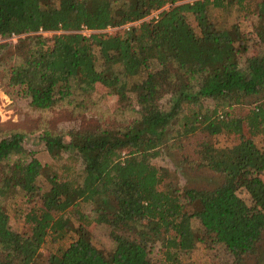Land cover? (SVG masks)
I'll return each mask as SVG.
<instances>
[{"label":"trees","instance_id":"trees-1","mask_svg":"<svg viewBox=\"0 0 264 264\" xmlns=\"http://www.w3.org/2000/svg\"><path fill=\"white\" fill-rule=\"evenodd\" d=\"M244 4L0 0V39L26 36L15 47L0 44V77L23 91L31 108L75 104L74 93H91L97 83L124 101L133 93L139 107L136 119L121 129L74 130L63 140L50 135L47 151L63 153L65 160L48 167L43 193L38 179L46 166L27 153V134L0 138V164L17 158L23 191L30 200L40 199L17 213L23 231L15 232L1 205L12 184L0 178V264H180V256L200 243L223 245L234 264L258 253L264 238V145H256L264 137V53L248 56V41L237 27L218 29L208 19L211 7L245 10ZM153 11H161L158 19L142 21ZM256 12L264 24V0ZM188 15L198 21L199 33ZM82 27L93 33L83 35ZM40 32L56 34L45 39ZM258 36L264 42V25ZM74 73L76 88L59 78ZM167 96L165 110L161 102ZM177 121L179 139L211 138L200 145L196 166L222 175L218 187L180 191L167 185L170 171L153 163ZM219 135L233 149H218L212 138ZM239 189L250 204L238 197ZM89 204L102 224L122 231L112 233L115 247L109 253L92 242V223L82 211ZM47 242L53 251L42 256Z\"/></svg>","mask_w":264,"mask_h":264},{"label":"rangeland","instance_id":"rangeland-1","mask_svg":"<svg viewBox=\"0 0 264 264\" xmlns=\"http://www.w3.org/2000/svg\"><path fill=\"white\" fill-rule=\"evenodd\" d=\"M58 2V0H55ZM262 0H245V10L239 9L233 5L229 8H209L208 19L213 22L218 29L233 30L237 27L242 37H245L248 44L247 55H257L264 53V42L261 41L258 34L264 25L258 19L256 6ZM188 20L200 32L198 21L193 15H188ZM142 21H147L143 19ZM142 21L130 23L122 27L129 30L131 27H137ZM116 29H110L107 33H112ZM45 39H52L53 32H40ZM26 36H11L0 39V44H9L15 47L21 39ZM76 73L72 76L60 79H68L73 88H76ZM145 77L129 79V85L140 83ZM141 90V89H140ZM75 104L56 106L46 111H39L31 108V99L20 92L18 87L8 86L6 81L0 77V138L7 136L12 132H22L27 134L24 140V146L30 157H36L43 166H46L43 175L38 179V186L41 193L48 190L49 185L46 177L50 173L48 167L53 164L64 163L65 154L53 156L46 149V143L51 136H58L60 140L68 136L74 130H96L102 128L121 129L132 122L138 116V106L135 101V95L129 94V100H121L115 90L108 89L101 83L95 84L93 92L86 95L74 93L72 96ZM169 97H165L161 106L168 110L170 107ZM180 126L177 121L169 129V136L161 148L160 155L152 161L154 164L167 168L170 171L167 185L183 191L184 188L195 189H213L223 183V176L206 169H197L196 164L199 161L198 149L206 140H211L203 134L193 136L189 140L179 139L176 135ZM51 135V136H50ZM213 143L218 149H233V142L225 135L216 136ZM256 145L261 148L264 145V137L256 141ZM8 178L12 184L11 190L6 197L1 200L2 207L10 217V227L15 232L23 231V223L18 212L31 207L35 202H40L36 197L30 200L22 189L23 179L20 174L17 158L7 160L0 164V178ZM264 180V173L262 175ZM236 194L245 203L250 204L248 193L239 189ZM192 212V208L188 206ZM85 213L91 220V238L93 244L105 253H109L114 247L115 242L112 233L118 235L122 233L120 229L113 230L106 224L100 222L99 213L95 206H83ZM76 228L78 222L72 220ZM195 230L200 229L198 221H193ZM54 246L47 242L41 248V255L48 256L53 251ZM159 257L158 248H155L151 254L153 261ZM180 264H234L233 257L229 251L221 244L200 243L196 249L188 254L180 256ZM242 264H264V238L256 255L245 258Z\"/></svg>","mask_w":264,"mask_h":264},{"label":"built area","instance_id":"built-area-1","mask_svg":"<svg viewBox=\"0 0 264 264\" xmlns=\"http://www.w3.org/2000/svg\"><path fill=\"white\" fill-rule=\"evenodd\" d=\"M160 12H161V11H153V12L151 13V15L148 16V17L145 18V19H146L147 21L154 20V19L156 20V19H158V16H159V13H160ZM127 27H129V25H127ZM80 33H82V34L85 35V36H90V35L93 33V31L87 29L86 27H82ZM13 36H15V35H13Z\"/></svg>","mask_w":264,"mask_h":264}]
</instances>
